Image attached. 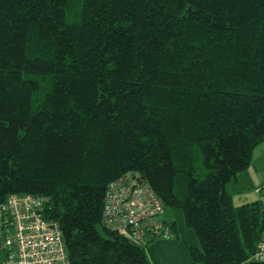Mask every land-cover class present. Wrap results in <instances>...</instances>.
I'll return each instance as SVG.
<instances>
[{"label":"trees","instance_id":"1","mask_svg":"<svg viewBox=\"0 0 264 264\" xmlns=\"http://www.w3.org/2000/svg\"><path fill=\"white\" fill-rule=\"evenodd\" d=\"M262 141L264 0H0V202L45 197L72 264H152L103 221L131 173L194 264H264V203L229 190Z\"/></svg>","mask_w":264,"mask_h":264},{"label":"built area","instance_id":"2","mask_svg":"<svg viewBox=\"0 0 264 264\" xmlns=\"http://www.w3.org/2000/svg\"><path fill=\"white\" fill-rule=\"evenodd\" d=\"M140 177L131 173L110 184L104 224L141 245L155 237L171 238L165 205ZM256 192L264 203V184ZM45 201L11 194L0 202V264H72L60 223L44 216ZM252 258L264 260V229Z\"/></svg>","mask_w":264,"mask_h":264},{"label":"rangeland","instance_id":"3","mask_svg":"<svg viewBox=\"0 0 264 264\" xmlns=\"http://www.w3.org/2000/svg\"><path fill=\"white\" fill-rule=\"evenodd\" d=\"M262 176H264V141L256 147L253 162L249 169L241 173L239 181H233L229 184L235 205H241L246 202L245 200L248 202L257 199L254 191L263 184L264 178L262 180ZM258 179L261 180L258 181ZM259 197L258 194V199H260ZM167 215L175 220L177 230L173 229L174 233L171 238L156 237L149 239L146 246L149 260L152 264H194L191 258V248L201 247L198 235L194 229L187 225L182 209L169 208Z\"/></svg>","mask_w":264,"mask_h":264},{"label":"crops","instance_id":"4","mask_svg":"<svg viewBox=\"0 0 264 264\" xmlns=\"http://www.w3.org/2000/svg\"><path fill=\"white\" fill-rule=\"evenodd\" d=\"M260 178H261V177H260ZM263 178H264V176H262L261 179L263 180ZM261 179H258V181L261 180ZM256 189H257V188H256ZM256 189H255L254 193H255V195H256V198H258V194L256 193ZM245 201L247 202V200H245ZM248 202H249V201H248ZM167 218H169V217H167Z\"/></svg>","mask_w":264,"mask_h":264}]
</instances>
